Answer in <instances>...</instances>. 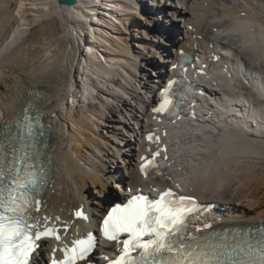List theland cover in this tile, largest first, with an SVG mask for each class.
I'll use <instances>...</instances> for the list:
<instances>
[{
  "label": "bare ground",
  "instance_id": "1",
  "mask_svg": "<svg viewBox=\"0 0 264 264\" xmlns=\"http://www.w3.org/2000/svg\"><path fill=\"white\" fill-rule=\"evenodd\" d=\"M164 4L168 15L162 13L156 23L168 28L169 39L150 35L154 19L142 16L137 0H78L71 7L58 0H0V125L32 100L27 88L45 93L31 113H44L45 130L51 125L47 151L54 167L41 217L71 221L73 210L84 206L97 221L112 202L125 197L126 184L135 191L143 187L154 192L183 183L177 168L203 171L211 166L218 168V180L188 185L187 193L218 203L220 215L238 225L264 223V153L257 151L264 146V99L236 73L228 88L245 93V108L239 112L244 133L213 122L202 127L209 140L189 148L190 138L183 133L192 127H165L170 131V162L175 163L164 176L149 181L138 175L137 153L146 150L144 135L156 127L162 131L144 108L152 106L172 75L179 47L194 42L211 67L215 64L207 60L209 54L229 49L237 63L230 61V67L240 65L243 76L264 84V65L240 51L241 40L221 36L234 20L264 24V0H152L150 6L159 10ZM211 80L222 83L224 78L215 74ZM207 93L218 96L213 89ZM232 133L241 147L223 160L219 148L200 150L220 145ZM250 143L256 154L242 149ZM116 174L122 179L112 187ZM78 224L83 225L77 221L74 226ZM55 244L44 243V259Z\"/></svg>",
  "mask_w": 264,
  "mask_h": 264
},
{
  "label": "snow or ice",
  "instance_id": "2",
  "mask_svg": "<svg viewBox=\"0 0 264 264\" xmlns=\"http://www.w3.org/2000/svg\"><path fill=\"white\" fill-rule=\"evenodd\" d=\"M221 36H234L242 41L239 45L241 52H250L259 61L264 60V50L253 48L255 39L248 35L245 25L234 20L232 27ZM228 54L231 55L230 50ZM185 60L186 54L181 50L178 62L171 65L178 79L167 82L161 90L162 99L152 108L153 119L160 123L176 125L177 120L183 118V99L194 91V86L183 75L186 72ZM225 86L231 87L230 74L226 77ZM26 91L32 97L29 104L13 119L4 120L0 125V264H40L41 242L48 238L61 240L58 229L48 225L49 218L44 217L42 223L37 215L43 194L52 183L54 167L53 158L47 151L51 125L45 130L43 112L35 116L31 114L34 103L45 93L34 87ZM257 92L264 97V84L257 85ZM191 119H196L194 111ZM240 124L239 120H234L229 126L238 129ZM183 135L190 138L186 140L189 148L209 140L201 128L186 129ZM163 136H169L167 128ZM198 137H203V140ZM146 139L157 147L149 149L151 157H140L141 174L145 178L153 173L165 175L164 170L175 163L169 161L167 143L152 132ZM176 144L179 149V140ZM238 147L241 146L232 133L222 138L220 145L200 150L207 152L211 148H219L223 160L234 154ZM242 149L256 154L254 143L245 144ZM174 152L180 155L179 151ZM176 171L182 173L180 180L183 181L175 183L178 191L165 188L159 191L157 198L132 195L110 206L100 232L105 239L116 241L122 248L115 259L104 258L107 264H264V223L229 227L208 223L191 231L192 220L209 205H202L194 195L184 194L185 188L188 185L195 187L201 181L211 183L213 179L218 180L215 175L218 168L214 170L210 166L203 171L198 168L184 171L180 167ZM168 179L172 177L168 176ZM75 215L89 219L83 211H77ZM96 247L97 238L89 232L86 237L73 240L70 247H60V257L56 255L57 248H53L50 264H98L92 260Z\"/></svg>",
  "mask_w": 264,
  "mask_h": 264
},
{
  "label": "clouds",
  "instance_id": "3",
  "mask_svg": "<svg viewBox=\"0 0 264 264\" xmlns=\"http://www.w3.org/2000/svg\"><path fill=\"white\" fill-rule=\"evenodd\" d=\"M240 24H243L248 29V35L250 37H253L255 39V44L253 45V48L257 51L264 50V24H256L251 21L247 20H236ZM247 55L252 57L253 59H256V56L250 52H245ZM262 65H264V60L260 61ZM264 99V97H261ZM257 151L264 153V146H261Z\"/></svg>",
  "mask_w": 264,
  "mask_h": 264
},
{
  "label": "water",
  "instance_id": "4",
  "mask_svg": "<svg viewBox=\"0 0 264 264\" xmlns=\"http://www.w3.org/2000/svg\"><path fill=\"white\" fill-rule=\"evenodd\" d=\"M77 2H78V0H74V2H73V0H64V2L61 3V0H58L59 5L66 6V7L74 6V5H76Z\"/></svg>",
  "mask_w": 264,
  "mask_h": 264
},
{
  "label": "rangeland",
  "instance_id": "5",
  "mask_svg": "<svg viewBox=\"0 0 264 264\" xmlns=\"http://www.w3.org/2000/svg\"><path fill=\"white\" fill-rule=\"evenodd\" d=\"M116 184H117V183L114 182V183L112 184V187H113V185L115 186ZM90 186H91L92 189H95L94 186H93L92 184H90Z\"/></svg>",
  "mask_w": 264,
  "mask_h": 264
}]
</instances>
